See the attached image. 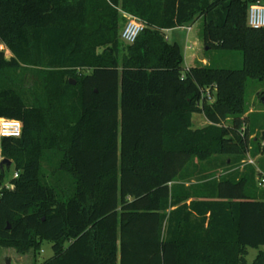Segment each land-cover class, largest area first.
I'll return each instance as SVG.
<instances>
[{
	"label": "trees",
	"instance_id": "obj_1",
	"mask_svg": "<svg viewBox=\"0 0 264 264\" xmlns=\"http://www.w3.org/2000/svg\"><path fill=\"white\" fill-rule=\"evenodd\" d=\"M256 1L0 0V118L23 123L0 136L14 164L0 172V246L50 241L34 264H249L264 246L263 173L245 163L264 130V113L246 115L248 82L264 80ZM125 12L145 23L134 43ZM198 18L208 61L185 69L165 30ZM213 50L242 67L215 66Z\"/></svg>",
	"mask_w": 264,
	"mask_h": 264
},
{
	"label": "rangeland",
	"instance_id": "obj_2",
	"mask_svg": "<svg viewBox=\"0 0 264 264\" xmlns=\"http://www.w3.org/2000/svg\"><path fill=\"white\" fill-rule=\"evenodd\" d=\"M257 2V1H256ZM264 4V0H260ZM192 30H188L186 27H178L174 28L173 30H170L167 33V37L169 41L173 42L175 40H180L183 44L186 42V39H188V42L191 43V41L197 42V48L199 56L201 58H205V45L201 38V25L200 21L198 24H195L191 27ZM187 53L191 52V50L186 51ZM8 57V56H7ZM212 57H213V64L215 66L220 67H227V68H240L243 65L242 60V54L238 51L236 52H228V53H221L218 50L212 51ZM9 58V57H8ZM206 59V58H205ZM188 61H184L183 65L187 66ZM85 73L91 72V69H83ZM68 78L67 76L65 77ZM73 78V77H72ZM71 78V79H72ZM75 80L76 79H72ZM264 91V80H250L247 84V100L249 104V109L251 106H259L264 108V104L261 101V98L259 96L260 92ZM255 103V104H253ZM195 118L200 115V113H194ZM198 124V123H197ZM199 125V124H198ZM195 127V124H194ZM3 159L5 157H0V172L3 170L6 172V182L9 181L10 176L14 173V164L11 159V169H7L6 164H2ZM45 171L48 173V175L52 171L51 165H49L47 162L43 163ZM52 175V174H51ZM262 249L264 247H261ZM259 249L257 248H249V252L246 255L247 260L249 263H252L253 259L255 258L257 252ZM53 249H52V243L50 241H44L42 244V248L38 253L34 252V250H31L27 253H20L13 247H2L0 246V264H8V261H10L9 264H34L35 262L42 263L46 259L50 258L53 255Z\"/></svg>",
	"mask_w": 264,
	"mask_h": 264
},
{
	"label": "built area",
	"instance_id": "obj_3",
	"mask_svg": "<svg viewBox=\"0 0 264 264\" xmlns=\"http://www.w3.org/2000/svg\"><path fill=\"white\" fill-rule=\"evenodd\" d=\"M126 21L121 29L120 36L125 43H134L142 30L145 28V23L137 16L124 13ZM248 23L251 27H264V4L258 0L249 7ZM185 27V26H184ZM190 31L191 26H186ZM205 95L209 100H213L210 89L205 90ZM23 132V123L21 120L2 117L0 118V136L1 137H20ZM18 176V173H15ZM264 183V178L261 180Z\"/></svg>",
	"mask_w": 264,
	"mask_h": 264
},
{
	"label": "crops",
	"instance_id": "obj_4",
	"mask_svg": "<svg viewBox=\"0 0 264 264\" xmlns=\"http://www.w3.org/2000/svg\"><path fill=\"white\" fill-rule=\"evenodd\" d=\"M199 21H200V23H201V18H198V19H196L194 22H192V23H190L189 25H186V26H193V25H195V24H198L199 23ZM185 26V27H186ZM182 27H184V26H182ZM170 30H173V29H168V30H165V33L166 32H168V31H170ZM192 30V29H191ZM166 37H167V33H166ZM167 39H168V37H167ZM169 40V39H168ZM176 42H178L179 44H180V46H181V48H182V51H183V55H184V61L186 60V61H188V64H187V66H184V68L185 69H188L189 67H191V66H193L194 64H196V62L197 61H202V62H204V63H207V59H205V58H201L200 56H199V53H198V50H197V48L195 49V47L197 46V42H195V41H191V43H189L188 42V39H186V42L183 44L180 40H175ZM171 42V41H170ZM0 49H2V50H4V51H6V55L10 58L11 56H12V53L7 49V47L1 42V40H0ZM188 50H191V52H189V53H187L186 51H188ZM7 57V58H8ZM213 100H214V98H213ZM263 103V102H262ZM253 104H255V103H253ZM264 104V103H263ZM251 113H264V108L263 107H259V106H251V108L249 109V112L246 114V115H249V114H251ZM257 120V122H258V126H259V124H262L263 122H264V119H260V117H257L256 118ZM192 120H193V127H194V124H195V127L194 128H201V127H204V126H206L207 124H209V121H208V119L205 117V115L203 114V113H200V115L198 116V117H196L195 118V114H193V118H192ZM199 125H198V124ZM254 136V135H253ZM264 147V140H262L261 141V152H259V153H257V154H255V155H252L251 153H248V155H247V160L245 161V163L247 164V163H250V164H252V165H254L255 167H256V169L258 170V171H260V172H262L263 173V176H262V179L264 178V154H263V152H262V148ZM250 148L252 149L253 148V145L252 144H250ZM254 150L256 149V147H254L253 148ZM230 161V160H229ZM244 165V164H243ZM240 166V170L242 171L244 168V166ZM262 179H260L259 180V184L261 185V187H263L264 186V183H261V180ZM262 247H264V246H262ZM258 249V248H257ZM260 249H262V248H260ZM259 249V250H260ZM264 249V248H263ZM259 250H258V252H259ZM248 252H249V248H248ZM257 252V253H258ZM257 255V254H256ZM256 257V256H255ZM247 258V257H246ZM254 260V259H253ZM248 261V260H247ZM253 262V261H252ZM249 263V262H248ZM249 264H251V263H249Z\"/></svg>",
	"mask_w": 264,
	"mask_h": 264
},
{
	"label": "water",
	"instance_id": "obj_5",
	"mask_svg": "<svg viewBox=\"0 0 264 264\" xmlns=\"http://www.w3.org/2000/svg\"><path fill=\"white\" fill-rule=\"evenodd\" d=\"M70 82L72 83V84H76V81L75 80H70ZM261 101L264 103V95L261 97ZM261 140H264V130L261 132ZM4 162H7V165L8 166H10L11 165V160H9V159H3V161H2V164L4 163ZM10 263V261H8V264Z\"/></svg>",
	"mask_w": 264,
	"mask_h": 264
}]
</instances>
